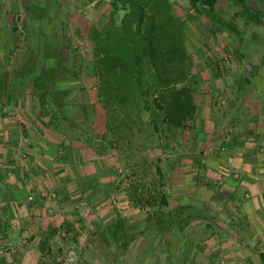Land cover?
Masks as SVG:
<instances>
[{
  "label": "rangeland",
  "instance_id": "obj_1",
  "mask_svg": "<svg viewBox=\"0 0 264 264\" xmlns=\"http://www.w3.org/2000/svg\"><path fill=\"white\" fill-rule=\"evenodd\" d=\"M170 1L184 22L197 112L186 130L185 146L169 150L160 162L170 202L166 210L184 201L209 205L222 220L213 232L200 221L188 226L185 254L173 245L168 256V245H159L161 238L152 230L138 234L124 249L125 236L110 235L109 230L125 218L143 215L127 199L129 180L120 156L109 149L97 151L98 133L86 131L90 118L96 127L104 118L98 79L91 70L92 38L94 30L109 29L111 0H0V170L5 176L0 182V264H259L256 257L246 258L251 245L240 248L223 237L226 210L236 204L225 196L236 172L225 165L238 154L222 142L244 130L233 115V96H244L241 105L247 110L239 111L241 119L258 115V122L249 126L264 135V0H247L245 6L225 0L217 4L218 15L243 36L239 52L227 29L215 28L214 37L205 14L193 17L186 0ZM245 12L258 14L261 21L250 20ZM222 80H228L226 86ZM241 83L243 92L237 91ZM7 96L20 97L8 102ZM40 96H52L49 107L41 106ZM69 96H83L85 103H67L60 111L76 127L67 162L63 153L54 157L49 151L51 142H61L59 135L41 128L44 132L30 136L18 124L24 120L29 125L38 115L53 119ZM57 123L60 127L64 119ZM251 143L239 150H252ZM219 147L226 149L224 154L216 153ZM164 236L169 245L176 239L175 232ZM239 256L244 259L238 261Z\"/></svg>",
  "mask_w": 264,
  "mask_h": 264
},
{
  "label": "trees",
  "instance_id": "obj_2",
  "mask_svg": "<svg viewBox=\"0 0 264 264\" xmlns=\"http://www.w3.org/2000/svg\"><path fill=\"white\" fill-rule=\"evenodd\" d=\"M186 1L189 9L196 13L193 17L203 14L208 17L214 37L217 28L227 29L235 38L236 51L242 49L243 36L236 25L225 22L218 15L217 4L221 0ZM225 1L245 6L247 0ZM111 7L109 29L94 30L92 38L97 98L105 112L106 128L97 136L96 148L97 151L109 149L120 156L126 166L125 177L129 180L127 199L139 209L143 218H125L109 233L125 236L122 247L128 249L138 234L152 230L161 238L159 245H168L164 252L168 256H171L173 245L179 254H185L184 235L188 226L200 221L207 232H213L214 225L222 219L209 205L196 207L186 201L174 210H166L170 202L160 162L165 161L169 150L185 146L186 130L197 112L184 22L176 16L170 0H111ZM245 13L250 20L261 21L258 14ZM244 70L251 74L248 67ZM222 81L226 86L228 80ZM244 90L245 85L241 83L237 91ZM243 97L233 96L229 100L236 108L234 118L244 123L243 132H232L229 142H222L230 150H239L251 141L257 148L264 146V135H258L249 126L251 121L258 122V115L247 114L251 120L241 119L239 111L247 110L241 105ZM58 146L65 153L63 159L68 160L71 146L65 141ZM256 151V148L248 150L246 155L256 154ZM4 178L0 170V182ZM207 181L209 186H217L214 181ZM76 186L79 190L80 183L76 182ZM225 196L231 201L236 198L229 192H225ZM231 219L230 214L228 227H233ZM170 231L176 233V239L169 245L164 234ZM223 233V237H228V230Z\"/></svg>",
  "mask_w": 264,
  "mask_h": 264
},
{
  "label": "crops",
  "instance_id": "obj_3",
  "mask_svg": "<svg viewBox=\"0 0 264 264\" xmlns=\"http://www.w3.org/2000/svg\"><path fill=\"white\" fill-rule=\"evenodd\" d=\"M92 69L93 65L91 67V70ZM19 97L20 96H7V99L8 102L9 100L10 102H17ZM82 97L83 96H69L68 98H66L64 104L60 103L61 106L57 107V112H54L53 119H51L52 116H50L49 119H46L45 117L38 115L35 121H32L31 123L29 122V125H26L24 120H22L21 123L18 124V126H20L21 130L25 134H29L30 136H32L35 132H44L43 130H45L46 133L47 130L51 133L50 136L56 137V135H59L60 137L58 138L61 139V142L65 141L68 145L73 147L72 143L74 142V140L72 134H75L76 127L72 122L73 120H69V118L67 119L64 114L61 115L60 111L65 107L67 103H69L71 107H73L74 105H79V103L84 104L85 102L83 101ZM38 98L42 107L45 108L50 106L47 102H51L52 96H40ZM22 99L23 101L25 100V98ZM43 100H45L44 105L42 104ZM14 109L19 116L21 112L17 110L16 105H14ZM72 112L73 111H70L68 113L69 115L74 116ZM103 115L104 118L102 123H100V125L102 124L100 127H96V125L91 124L94 120L93 118H90L89 126L91 127L86 126V131H91L93 133L96 132L98 133L97 135H102L106 131L105 112L103 113ZM61 117L62 119H64V123L63 125L60 124V127H56L58 125L57 120L59 121ZM72 119H74V121H77L76 116H74ZM18 126L16 125L17 128ZM41 128H43V130ZM64 133H66V135H64ZM61 136H63V138H61ZM46 139L48 140V138ZM31 142L36 143L33 140H31ZM49 142L51 141L49 140ZM61 142H59L58 144H60ZM58 144L56 142H51V144H49V151L52 155L54 154V157H56L57 151L61 154L63 153L62 148L59 147ZM251 145H254V148L252 149L254 150L256 147L255 143L252 142ZM258 148L256 147L257 150ZM225 150L226 149L224 147H219V149L216 150V153L218 154L220 152L224 154L223 151ZM259 150V153L258 151H256V154L248 155H246V152H244L243 150H237L235 154L238 155H234L233 157L230 156V159L225 165L231 167L236 172V174L234 175V179L232 178L233 180L229 182L231 188L227 190V192L236 197L235 200H233L236 204L233 205V209L231 208V210H226L228 212V216L225 222L228 224L231 214V222H233V227H227L229 228V235L227 236L230 243H233L234 246L238 245L240 248L242 246L251 245L252 248H250V250L245 249L246 252L248 251L246 254V258H248V260H256V257V261H258L259 264H264V146L259 148ZM70 152L72 151H68V157H70ZM230 152L232 153L234 151ZM225 155L228 154L225 153ZM67 162H69V158ZM29 179L32 180L31 177H29ZM239 199H241V201ZM241 219H243L242 222H240ZM213 228H215V226ZM210 237L213 238L216 236ZM243 253L245 254V251H243ZM242 259L244 258H242L241 256L237 260L242 261Z\"/></svg>",
  "mask_w": 264,
  "mask_h": 264
}]
</instances>
